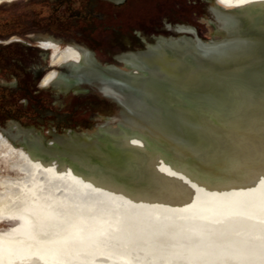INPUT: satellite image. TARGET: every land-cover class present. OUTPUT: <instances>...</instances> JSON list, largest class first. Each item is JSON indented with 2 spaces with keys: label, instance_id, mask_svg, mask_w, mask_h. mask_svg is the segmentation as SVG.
<instances>
[{
  "label": "bare ground",
  "instance_id": "bare-ground-1",
  "mask_svg": "<svg viewBox=\"0 0 264 264\" xmlns=\"http://www.w3.org/2000/svg\"><path fill=\"white\" fill-rule=\"evenodd\" d=\"M218 1L241 10L239 41L264 43V0ZM260 57L204 68L196 103L183 98L182 113L155 101L151 115H138L140 101L87 58L70 61L72 79L44 78L40 88L65 95H107L117 118L47 135L20 122L0 129V222H13L0 229V264H264Z\"/></svg>",
  "mask_w": 264,
  "mask_h": 264
},
{
  "label": "flooded vegetation",
  "instance_id": "flooded-vegetation-1",
  "mask_svg": "<svg viewBox=\"0 0 264 264\" xmlns=\"http://www.w3.org/2000/svg\"><path fill=\"white\" fill-rule=\"evenodd\" d=\"M53 1L55 3L50 6L55 17L54 19L62 26L67 27L69 30H74L80 36L113 38V41L109 42L108 47L116 46L114 50L116 52L109 56L110 61L100 63L95 57L93 50L84 43L65 39L48 32L33 31L26 36V40L10 37L6 42H0V44H9L17 41L14 40L16 38L21 40L24 45L36 50L38 62L31 69V72L32 76L37 78L36 80L40 79L39 84L44 78H48L52 72H55L52 78V85L61 79L62 74L64 77L72 79L74 77L73 68L69 65L70 61L81 58L90 59L92 68L103 76V80L109 77L113 81H117L118 85L122 84L126 86L131 95L135 96L134 101H140L139 105L136 103V108L134 109L138 115H151L153 103H160V101L166 107H172L178 113L184 111L183 107H181L183 104L179 103L183 102L184 99L187 102L193 101V103H196L200 90L199 87L202 83L201 77H203L205 71L204 68L209 70L212 67H216L219 69L220 64L218 58L206 56V53L199 50L198 39H206L211 43H216L223 39L229 40L230 36L231 38L238 36L237 33H239L242 26L241 22L245 20L243 15H239L241 10L221 6L218 0ZM39 13L42 16L43 9H40ZM190 21H193L194 24L189 23ZM219 22H222V24ZM221 32L225 34L222 38L219 35ZM62 52L65 54L71 53L70 55H74V57L68 58L60 66L53 65L51 61ZM172 54L179 58L184 55H190L194 59V64H192V67L185 66L177 58H171L174 57ZM208 54L210 53L208 52ZM197 63L198 66H196ZM120 76L121 78L119 79L118 77ZM128 80L129 82H127ZM10 81V83L5 80L1 81L0 85H2V88L9 90L10 93L14 91L28 93L32 99L29 101L25 98L21 104L31 107L32 110L37 111L36 113L40 115H44L40 108L34 106L39 105L37 102L38 98H33L29 93V88L24 87L23 82H19L17 76L11 78ZM51 86L41 88L49 90L51 96L55 98L53 104L57 107L58 102L62 98L69 97V94L71 96L80 95L91 90L89 87L86 90L77 88L73 93L69 92L65 95L61 91H55ZM187 90L190 91L188 92ZM59 97L61 98L59 99ZM103 98H108V96L105 95ZM48 113L58 115V113L52 110L48 111ZM100 115L102 114H97L95 117H99ZM95 117L94 120L97 119ZM97 121H99L97 126H102L106 123L105 120Z\"/></svg>",
  "mask_w": 264,
  "mask_h": 264
},
{
  "label": "rangeland",
  "instance_id": "rangeland-1",
  "mask_svg": "<svg viewBox=\"0 0 264 264\" xmlns=\"http://www.w3.org/2000/svg\"><path fill=\"white\" fill-rule=\"evenodd\" d=\"M54 3L53 0H15L11 3H0V42L4 43L10 37L26 40V36L33 31L48 32L84 43L93 50L100 63L110 61L109 56L116 52L114 51L116 46L108 47L113 38L111 40L109 37L77 35L74 30H69L55 21L50 6ZM40 9H43L42 16L39 13ZM189 23L194 24L193 21ZM14 40L17 41L0 44V82L5 80L10 83L11 78L17 76L18 81L29 88L33 98H38L39 105L34 106L40 108L44 115L21 104L25 98L29 101L32 99L28 93L24 91L10 93L0 85V129L8 126L15 132L13 125L20 122L26 126L41 127L42 132L47 135L50 126H55L61 133L65 128L94 127L98 122L94 120L97 114L117 118L115 105L94 89L84 94L62 98L61 103L57 104L58 107L55 106L53 104L55 98L51 96L49 90L40 88V79L36 80L37 78L32 76L31 69L38 62L36 50L24 45L21 40L16 38ZM50 110L58 115L49 114ZM12 223L0 222V229H7Z\"/></svg>",
  "mask_w": 264,
  "mask_h": 264
},
{
  "label": "water",
  "instance_id": "water-1",
  "mask_svg": "<svg viewBox=\"0 0 264 264\" xmlns=\"http://www.w3.org/2000/svg\"><path fill=\"white\" fill-rule=\"evenodd\" d=\"M239 39L240 38L238 37H233L229 40L223 39L216 43H211L209 40L206 39H198V41H196L198 42V45H200L199 50L206 53V56L209 55V57L218 58V62L228 61L233 58L232 61H235V64H237L244 63L247 60H250L255 57L259 59L261 58V55L264 56V43H253L250 41V39L245 38L239 41ZM208 52L210 54H208Z\"/></svg>",
  "mask_w": 264,
  "mask_h": 264
}]
</instances>
